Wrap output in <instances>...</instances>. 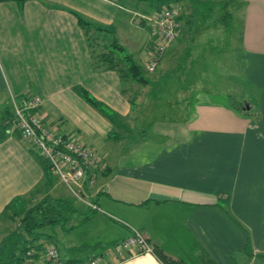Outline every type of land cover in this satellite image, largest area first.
I'll use <instances>...</instances> for the list:
<instances>
[{
	"label": "crops",
	"instance_id": "1",
	"mask_svg": "<svg viewBox=\"0 0 264 264\" xmlns=\"http://www.w3.org/2000/svg\"><path fill=\"white\" fill-rule=\"evenodd\" d=\"M129 1L0 0V215L13 204L47 199L73 208L72 194L14 126L11 102L35 95L32 112L41 123L93 150L103 163L82 179L80 190L95 209L88 208L90 216L79 223L89 218L100 233L73 234L75 213L46 230L51 236L43 245L52 244L61 262L83 264L69 253L93 248L86 261L133 228L173 260L264 264V0H233L239 19L231 58L252 94L244 110L211 101L209 89H196L213 85L208 78L191 82L181 73L204 70L209 50L230 62L218 50L228 40L218 38L221 0H168L179 7V29L156 63L161 75L178 67L176 95L154 98L145 80H121L114 68L99 66L100 57L115 54L92 48L107 46L100 38L111 29H138L132 61L151 47L150 29L139 17L145 13L138 11L145 6L132 8ZM78 19L88 22L87 30L100 28L86 34ZM28 264L48 263L39 251ZM99 264L163 263L132 249L121 259L109 253Z\"/></svg>",
	"mask_w": 264,
	"mask_h": 264
},
{
	"label": "rangeland",
	"instance_id": "2",
	"mask_svg": "<svg viewBox=\"0 0 264 264\" xmlns=\"http://www.w3.org/2000/svg\"><path fill=\"white\" fill-rule=\"evenodd\" d=\"M123 0H119L121 3ZM197 2V0H195ZM202 2V5H204V0H199ZM223 3H217V7L221 6L220 13V24L222 25L221 28V33L219 39H228L224 40V43H220L218 46V50L221 51L223 54H226L224 57H228L230 62L228 61L227 63L222 62L223 55L221 53H214L211 52L210 50L206 54V63H205V69L204 70H198L195 73H192V71L188 73H182V75H185L186 81H193V79H196L200 82L206 81L205 79L208 78L207 80L213 85H209L207 87H202L198 86L196 89L198 90H204V89H209V94H210V100L215 101L218 103H228L231 106H236L240 110L244 105L246 106L249 101H252V94L250 93L251 89L248 87L246 88L244 80L241 79L238 75V72L236 71L235 64L232 62V49L236 47V36L234 35L237 31V21L239 19V13L234 11V1L233 0H221ZM135 2V3H134ZM165 3H168L166 0H143L141 3V0H131L127 4L132 5V8H139L140 6L145 8H141V10H138L140 13H145L146 15L149 12H152L155 10L157 5H164ZM202 9V7H201ZM138 12V13H139ZM230 13L231 16H227V14ZM141 18V17H140ZM123 23V22H122ZM121 23V24H122ZM145 27L147 25L145 24ZM92 28V27H90ZM93 28L90 30H87L86 34L88 33L89 35L93 34ZM137 28L132 29L130 26L128 28H120V30H115L111 29L108 33V35H102L101 36V42L107 43V46H100V47H94L92 48L93 53H97L100 51L101 48L105 49V51L110 50V52L114 57L115 62H117L116 65H118L119 68H125L127 65V61L122 62V58L124 55H129L134 57L135 52L134 46H135V41L133 40V36L137 35ZM96 32V31H95ZM148 36V34H147ZM94 38H92V41ZM95 43V40L93 41ZM114 42L117 44V47L113 46ZM107 49V50H106ZM199 51V50H198ZM197 51V52H198ZM109 52V51H108ZM144 56L140 57V59L137 60V58H134L136 63L139 64V74L144 78V80L148 83L151 89L148 90L146 89L147 94L151 93V96L154 98H161L164 94L168 95H176L177 91L175 92V84L177 82H174L177 76V73H180L178 71V67H175L174 65H171V67L167 70L162 71V75L158 72V66L152 70V71H145L144 69V64H141V61L145 58V56L149 53L148 51H144ZM178 60V59H177ZM183 59L180 58V62H183L184 64L187 63L186 61H182ZM134 61V62H135ZM179 62V61H178ZM179 62V65L181 63ZM198 65L199 63L197 61H194V65ZM199 66V65H198ZM160 77V80H159ZM163 77V79H162ZM189 78V80H188ZM157 80V82H155ZM163 82L159 86V83ZM152 83H158L157 85H152ZM126 82L123 81V88H125ZM147 85V86H148ZM202 88V89H201ZM214 88V90H213ZM126 95L130 94L129 90L126 89ZM224 94L229 95L228 97L223 96ZM133 94H131L132 96ZM143 95V93H142ZM241 98V99H240ZM246 99V101H244ZM9 113V108L6 110V114L8 115ZM49 178L51 176H48ZM66 189V188H65ZM67 192V191H66ZM69 193V192H67ZM71 195V194H70ZM71 200H70V205L71 207L75 208L76 212H73V208H70V212L67 213V215L75 213L74 215L76 216V221L72 220L70 223L76 224V227L72 230L73 234H80L82 236L86 237H92L98 233H100L99 226L97 228V225H95L93 222H91V219L88 218V222L84 223H79L80 218L83 217V215H88L90 216L91 213H89L88 206L85 205V200H81L76 196L71 195ZM80 196V195H79ZM27 198V197H26ZM80 198H82L80 196ZM28 199V198H27ZM89 201H94L93 198H88L86 197ZM26 200V199H25ZM24 200V201H25ZM69 205V204H68ZM26 207V204L24 206V202H19L16 204H13L12 206L2 209L0 215V238L5 235L10 230H13L15 227L19 225L18 219L20 216L24 213V208ZM58 209H60L58 207ZM62 209H60L61 211ZM62 212V211H61ZM74 217V216H73ZM75 219V218H74ZM73 221V222H72ZM68 224H66L67 226ZM47 229V227H46ZM45 229V230H46ZM71 233V234H72ZM71 234L66 235V238L69 237ZM44 244V243H43ZM47 244V243H46ZM45 244V245H46ZM94 250L93 248H87L85 247L84 250H79V251H73L69 253V257H74L76 256L80 262L83 264L85 263V258L90 255L91 251Z\"/></svg>",
	"mask_w": 264,
	"mask_h": 264
},
{
	"label": "built area",
	"instance_id": "3",
	"mask_svg": "<svg viewBox=\"0 0 264 264\" xmlns=\"http://www.w3.org/2000/svg\"><path fill=\"white\" fill-rule=\"evenodd\" d=\"M167 2L164 5H157L154 11L146 15H139L146 22L152 35V44L147 50L149 53L143 61L147 72L156 67L159 55L172 43L179 29V7L173 1ZM38 102L39 99L35 95H24L16 103L11 102L14 126L20 137L39 151L56 180L64 185L70 194L82 200L79 196L82 179L89 173L91 175L93 170L101 171L102 160L93 150L78 143L74 138L61 135L53 128L43 125L39 117L32 112ZM85 203L95 209L94 205ZM132 249L138 252H151V247L144 236L133 228L128 236L121 238L108 251L88 258L84 264H99L109 253L121 259L124 252ZM31 252L27 250L25 255ZM41 254L48 264H63L52 244L44 245ZM28 259L29 257H26L22 264H28Z\"/></svg>",
	"mask_w": 264,
	"mask_h": 264
},
{
	"label": "trees",
	"instance_id": "4",
	"mask_svg": "<svg viewBox=\"0 0 264 264\" xmlns=\"http://www.w3.org/2000/svg\"><path fill=\"white\" fill-rule=\"evenodd\" d=\"M79 22L81 23L83 31L88 29V22L86 23L81 20ZM93 28L99 30L100 27L94 26ZM114 45L117 47L115 43ZM98 58L96 56L95 61ZM99 60L97 61L99 66L101 64L105 67L114 68L121 80L128 78L140 82L144 81V78L139 74L140 66L134 63L129 55H124L122 58V62L127 61L129 64L122 69L116 65L117 62L114 59L102 56ZM80 95L85 101L95 106L94 101L87 97L84 90L80 89ZM68 206L66 202L60 199L41 200L26 206L24 213L18 219L19 225L17 228L15 227L13 230L8 231L0 238V264H22L26 257L35 256L39 251L42 252L43 242L49 240V236H51V232L47 233L46 230L49 231L55 225L60 226L63 224L64 215L71 211ZM58 207L62 209V212ZM27 250H31L32 252L25 255ZM151 253L163 264H188L181 260L167 258L158 249L151 248ZM61 263L69 264L67 261H62Z\"/></svg>",
	"mask_w": 264,
	"mask_h": 264
},
{
	"label": "water",
	"instance_id": "5",
	"mask_svg": "<svg viewBox=\"0 0 264 264\" xmlns=\"http://www.w3.org/2000/svg\"><path fill=\"white\" fill-rule=\"evenodd\" d=\"M247 107H248V106H245V105H244L240 110H244V108H247Z\"/></svg>",
	"mask_w": 264,
	"mask_h": 264
}]
</instances>
